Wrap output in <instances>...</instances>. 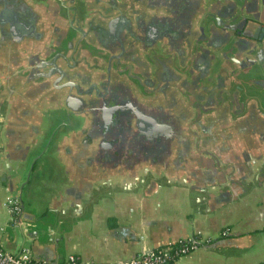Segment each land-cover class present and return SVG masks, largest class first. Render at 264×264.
Wrapping results in <instances>:
<instances>
[{
	"label": "crops",
	"instance_id": "1",
	"mask_svg": "<svg viewBox=\"0 0 264 264\" xmlns=\"http://www.w3.org/2000/svg\"><path fill=\"white\" fill-rule=\"evenodd\" d=\"M244 26L264 33V0H0V245L117 264L198 236L174 264H261L264 71Z\"/></svg>",
	"mask_w": 264,
	"mask_h": 264
},
{
	"label": "built area",
	"instance_id": "2",
	"mask_svg": "<svg viewBox=\"0 0 264 264\" xmlns=\"http://www.w3.org/2000/svg\"><path fill=\"white\" fill-rule=\"evenodd\" d=\"M8 210L14 223L20 222L22 213L21 200L18 197L7 199ZM202 242L194 237L180 240L174 243H167L160 247L145 251L142 254L122 261L117 264H174L175 261L190 251L198 248ZM0 264H47L36 259L30 248L23 246L16 252L5 250L0 245ZM55 264H93L82 261L77 255L69 254L62 261ZM264 264V261L261 263Z\"/></svg>",
	"mask_w": 264,
	"mask_h": 264
},
{
	"label": "water",
	"instance_id": "3",
	"mask_svg": "<svg viewBox=\"0 0 264 264\" xmlns=\"http://www.w3.org/2000/svg\"><path fill=\"white\" fill-rule=\"evenodd\" d=\"M245 28V26H244ZM232 30H234V27L231 28ZM262 31H264V29H262ZM237 34H239V32L237 31ZM243 35L245 36H249V37H252V43L251 44H248L249 48H248V53L252 56H255V60H256V63H258V65H260L261 69H263L264 71V33L261 32L259 33L258 35H255V34H252L249 33L248 31V28L246 27L245 30L243 31ZM138 128L142 130L143 126L142 124L140 123L138 125ZM147 130V129H145ZM150 132V131H148ZM158 132H153L151 134H155L156 137H152V136H149L148 138V141L152 144H154L153 140L156 139V143L158 145H161L162 142H163V137L160 135V134H157ZM144 135H146V138L149 134L147 133H143Z\"/></svg>",
	"mask_w": 264,
	"mask_h": 264
},
{
	"label": "trees",
	"instance_id": "4",
	"mask_svg": "<svg viewBox=\"0 0 264 264\" xmlns=\"http://www.w3.org/2000/svg\"><path fill=\"white\" fill-rule=\"evenodd\" d=\"M194 238H196V239H198V236H195ZM206 242H204V244H205Z\"/></svg>",
	"mask_w": 264,
	"mask_h": 264
}]
</instances>
